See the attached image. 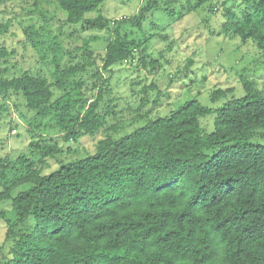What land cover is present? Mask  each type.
<instances>
[{"label": "trees", "instance_id": "1", "mask_svg": "<svg viewBox=\"0 0 264 264\" xmlns=\"http://www.w3.org/2000/svg\"><path fill=\"white\" fill-rule=\"evenodd\" d=\"M55 2L69 26L112 29L104 71L134 66L137 57L147 67L149 39L135 36V30L160 9L158 0H149L131 21L102 14L87 20L105 0ZM243 3L242 17L223 4L222 32L243 43L252 40L264 51V0ZM187 4L190 11L215 12L212 0ZM9 26L0 25V35ZM91 55L87 42L85 56ZM53 63V82L31 73L1 76V98L23 96L37 117L56 121L67 141L108 132L99 112L105 90L98 84L109 86L110 79L102 81L96 61L62 67L55 56ZM150 65L161 68L153 59ZM89 67L97 73L94 99L82 78ZM253 84L244 83L241 98L233 88L216 90L212 101L225 100L217 109L192 100L124 137L107 135L93 154L48 175L47 160L63 151L57 143H31L30 155L22 154L13 166L0 157V202L16 214L9 220L7 211L0 213L8 225L0 264H264V146L255 143L264 140V91ZM150 90L159 91L156 85ZM151 114L140 117L146 121ZM213 114L214 131L207 133L201 120ZM41 147L46 151L36 159Z\"/></svg>", "mask_w": 264, "mask_h": 264}, {"label": "rangeland", "instance_id": "2", "mask_svg": "<svg viewBox=\"0 0 264 264\" xmlns=\"http://www.w3.org/2000/svg\"><path fill=\"white\" fill-rule=\"evenodd\" d=\"M148 1L105 0L99 12L88 14L86 18L92 20L102 14L112 21H131ZM158 1L160 9L147 14L142 30H135V36L149 39L146 56L159 61L161 68L153 71L152 59H146L145 67L137 57L134 66L116 65L112 72L103 70L108 40L113 38L111 28L103 31L87 24L69 26L55 0L0 3V25L11 23L7 32L0 35V51H6L5 55H0V77L11 79L31 73L43 75L53 82V60L57 56L62 67L96 61L102 81L110 79L111 84H98L105 90L99 112L105 115L108 132H100L94 137L84 136L76 141L63 139V132L56 127L54 119L37 117L27 108L23 96L14 95L6 101L0 96V157L9 159L13 166L22 154L30 155L31 143L42 139L47 146L57 143L63 151L55 160H47L50 165L43 174L48 175L62 165L93 154L97 144L107 135L114 139L124 137L150 120L167 117L189 101L197 100L211 109L221 107L224 99L212 101V95L218 89L233 88L234 97L241 98L246 94L244 83L254 82L256 91H264V51L259 50L252 40L243 43L240 38L222 32L227 21L223 4L228 3L242 17L246 7L243 0H212L214 13L209 9L190 11L191 4L186 5L187 0H176L170 5L166 0ZM87 42L92 52L89 57L85 56ZM87 70L82 78L88 87V96L93 97L98 94V90L91 91L96 81L93 75L97 73L92 67ZM152 85H156L159 91L150 90ZM149 111L152 114L144 121L140 116ZM214 119L213 114L201 120L207 133L214 131ZM255 143L264 146V140ZM43 148L36 159L42 158ZM15 175L10 171L8 177L13 179ZM2 211H7L9 220L15 218L9 203L0 202V213ZM7 229V223L0 217V246L5 242Z\"/></svg>", "mask_w": 264, "mask_h": 264}]
</instances>
